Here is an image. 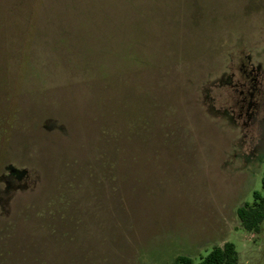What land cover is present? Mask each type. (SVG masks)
<instances>
[{
	"label": "rangeland",
	"instance_id": "1",
	"mask_svg": "<svg viewBox=\"0 0 264 264\" xmlns=\"http://www.w3.org/2000/svg\"><path fill=\"white\" fill-rule=\"evenodd\" d=\"M264 178V0H0V264H195Z\"/></svg>",
	"mask_w": 264,
	"mask_h": 264
},
{
	"label": "trees",
	"instance_id": "2",
	"mask_svg": "<svg viewBox=\"0 0 264 264\" xmlns=\"http://www.w3.org/2000/svg\"><path fill=\"white\" fill-rule=\"evenodd\" d=\"M253 202L247 203L237 211L242 227L247 233L259 235L264 226V178L262 190L253 194ZM239 253L236 246L227 242L223 246L213 248L210 253L201 258L197 264H239ZM172 264H195L187 256H177Z\"/></svg>",
	"mask_w": 264,
	"mask_h": 264
}]
</instances>
